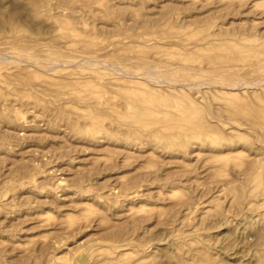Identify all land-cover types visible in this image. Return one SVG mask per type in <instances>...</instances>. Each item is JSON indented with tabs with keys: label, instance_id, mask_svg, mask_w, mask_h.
Segmentation results:
<instances>
[{
	"label": "rangeland",
	"instance_id": "obj_1",
	"mask_svg": "<svg viewBox=\"0 0 264 264\" xmlns=\"http://www.w3.org/2000/svg\"><path fill=\"white\" fill-rule=\"evenodd\" d=\"M0 264H264V0H0Z\"/></svg>",
	"mask_w": 264,
	"mask_h": 264
},
{
	"label": "bare ground",
	"instance_id": "obj_2",
	"mask_svg": "<svg viewBox=\"0 0 264 264\" xmlns=\"http://www.w3.org/2000/svg\"><path fill=\"white\" fill-rule=\"evenodd\" d=\"M69 31V30H68ZM67 35V34H66ZM57 66V65H56Z\"/></svg>",
	"mask_w": 264,
	"mask_h": 264
}]
</instances>
